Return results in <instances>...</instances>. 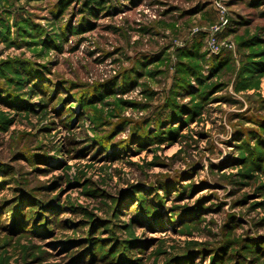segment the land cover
Masks as SVG:
<instances>
[{
  "label": "rangeland",
  "instance_id": "1",
  "mask_svg": "<svg viewBox=\"0 0 264 264\" xmlns=\"http://www.w3.org/2000/svg\"><path fill=\"white\" fill-rule=\"evenodd\" d=\"M58 2L0 0V264H264V0Z\"/></svg>",
  "mask_w": 264,
  "mask_h": 264
},
{
  "label": "trees",
  "instance_id": "2",
  "mask_svg": "<svg viewBox=\"0 0 264 264\" xmlns=\"http://www.w3.org/2000/svg\"><path fill=\"white\" fill-rule=\"evenodd\" d=\"M74 3L81 5L82 9L87 14H93L95 10L104 11L106 9V3H108V0H59L58 9L64 12L65 9Z\"/></svg>",
  "mask_w": 264,
  "mask_h": 264
},
{
  "label": "built area",
  "instance_id": "3",
  "mask_svg": "<svg viewBox=\"0 0 264 264\" xmlns=\"http://www.w3.org/2000/svg\"><path fill=\"white\" fill-rule=\"evenodd\" d=\"M224 22H225L224 18L221 17L219 22L216 24H213V27H211L210 34L214 35L216 32H218L220 30V28L222 27V25H224ZM214 42H215V39L212 40L213 44H214Z\"/></svg>",
  "mask_w": 264,
  "mask_h": 264
}]
</instances>
